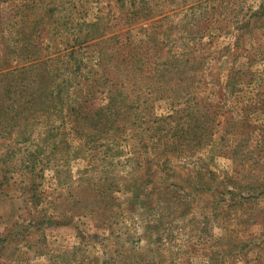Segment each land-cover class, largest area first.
Returning a JSON list of instances; mask_svg holds the SVG:
<instances>
[{
  "label": "rangeland",
  "instance_id": "374dc122",
  "mask_svg": "<svg viewBox=\"0 0 264 264\" xmlns=\"http://www.w3.org/2000/svg\"><path fill=\"white\" fill-rule=\"evenodd\" d=\"M0 264H264V0H0Z\"/></svg>",
  "mask_w": 264,
  "mask_h": 264
}]
</instances>
